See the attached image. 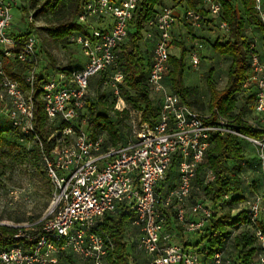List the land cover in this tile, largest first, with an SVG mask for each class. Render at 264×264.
I'll return each instance as SVG.
<instances>
[{
  "label": "built area",
  "instance_id": "built-area-1",
  "mask_svg": "<svg viewBox=\"0 0 264 264\" xmlns=\"http://www.w3.org/2000/svg\"><path fill=\"white\" fill-rule=\"evenodd\" d=\"M141 1H85L78 21L90 26V34L74 35L70 41L80 47L87 64L70 74L59 72L49 76L42 87L48 121L61 125L52 136L56 138L53 149L46 152L33 125L39 41L31 32L15 52L11 7L24 11L26 3L0 0V122L6 120L23 139L41 148L44 171L53 189L52 206L38 222L40 225H31L16 235L33 243L32 247L0 249V264H57L63 254L73 255L80 264H109L112 244L97 226L105 215L114 214L121 206L135 211L132 228L140 234L136 249L149 256L151 264H233L226 251L211 255L204 247L195 249L175 243L174 234L167 230L166 213L174 211L172 227H182L189 236L203 230L213 218L214 206L209 200L188 205L194 199L199 169L217 132L235 135L254 145L264 171V52L255 38L250 45V73L242 94L252 93L254 97L255 119L245 121L260 131V138L236 132L232 122L222 116H217L213 124L206 123L211 115H201L166 85L172 31L181 22L199 30L218 19L220 27L229 32L223 6L220 0H200L202 10H196L188 6V0H167L173 4L160 7L144 33V40L152 43L148 87L151 95L160 100L158 118L143 122L141 114L137 117L132 112V135L125 145H111L105 135L91 138L86 116L91 79L117 67L121 47L128 39ZM255 11L264 28V0H255ZM24 14L28 26L33 25L34 15ZM102 22L108 25L102 27ZM28 26L18 33L28 34ZM262 43L264 46V39ZM9 59L32 66L25 75L26 89L6 74L5 61ZM192 64L194 68L200 65L197 52L192 53ZM111 78L119 97L124 74L118 71ZM174 162L178 163V186L161 196L156 189L166 180ZM214 179L209 171L207 182ZM244 203L249 222L243 228L255 237L261 248L257 262L264 264V232L259 227L264 198L256 194ZM189 215L195 220L189 219Z\"/></svg>",
  "mask_w": 264,
  "mask_h": 264
},
{
  "label": "trees",
  "instance_id": "trees-1",
  "mask_svg": "<svg viewBox=\"0 0 264 264\" xmlns=\"http://www.w3.org/2000/svg\"><path fill=\"white\" fill-rule=\"evenodd\" d=\"M37 1L40 0H31L30 2V9H36V13L33 14L34 18L40 15L52 16L58 22L56 25H51L43 29L56 43L65 45L67 42L71 43L70 38L74 35L90 34V26L81 24L78 21L86 0H44L43 4L38 8ZM193 1L200 3V0H188V6L196 10H202ZM220 1L224 11V21L229 27L231 39L226 43L218 41L214 44L213 48L220 56L230 59V66L228 69V82L222 91L217 89L214 79V67L205 76L210 93L209 112L211 115V118L205 121L208 124H213L217 116L226 117L232 122L236 132L249 138H260V131L252 128L245 121L246 107L248 104H252L254 97L252 93L247 95L242 94L244 84L250 73V45L256 38L248 34L247 30L251 29L257 36L259 35L264 39V28L261 26L256 15L255 0ZM166 2L167 0H142L140 2L130 26L128 39L121 47L117 67L110 68L100 74L102 76L111 72L114 75L118 71L124 74V82L119 85L120 94L131 108L141 112L143 122H149L150 119L156 120L158 118L160 113V100L155 96L152 98L148 87L152 52L151 50L144 52L140 44L144 39L146 24L156 17L159 8L166 5ZM238 3L242 7L243 16H239L236 9ZM24 11L26 13L30 12H28L26 7ZM33 27V25L28 26V34L12 33V37L17 43L15 52L20 50L21 44L32 32ZM175 44L182 46V54L179 58L174 56L170 58V71L166 85L184 103L194 108L197 106L199 92L196 89L186 87L183 79L185 72L184 59L187 50L183 44ZM16 66L20 67L21 72L25 73V75L32 66L21 64L15 59L5 61L6 74L12 80L18 81L23 89H26L25 77L21 78L19 73L14 71ZM46 68L44 67L43 70ZM72 71L69 70L67 74H70ZM42 76L41 73L37 75V86L33 98V125L36 136L43 144L44 150L50 152L56 142V138H52V136L57 133L61 125L57 124L54 126L48 121L42 101V87L48 79L49 73L46 78ZM104 98L105 95L102 94L98 102H95L91 98L88 99L86 110V116L88 118L87 132L94 139L100 135H107L111 145H119L121 141L120 128L124 125L125 120L124 118H118L116 121H112L108 115L101 112L100 107ZM238 104H242V108ZM237 107L240 108L239 113H237ZM127 114L128 112L125 111V115ZM9 133L17 139H9L7 137ZM23 138V136L11 128L10 123L6 120L0 122V172L6 171L11 167L9 161L11 157L7 149L12 151L23 146L22 142H30ZM123 142L124 144L121 145L127 144L128 139L123 140ZM246 143L249 142L224 132H217L213 135L211 146L206 155V161L200 167L198 177L195 181L194 196L198 192L199 195L206 196L214 206L215 213L205 228L195 234L196 239L194 241L188 240L187 243H183L185 247L195 249L204 247L210 251L211 255L226 251L232 259L233 264H258L257 257L261 249L251 231L245 227L243 228L249 222L247 213L243 211L237 215L232 214V211L237 209L240 203L245 200L242 195L243 181L239 176L243 168L241 165L244 162ZM34 146L32 150L28 149L27 157L31 163H34L33 165H36L38 168L39 165L43 167L42 150L36 144ZM209 171H212L215 177L212 182H207V174ZM203 175H205L204 178H202ZM178 179V163L174 162L166 180L160 183L161 187L160 185L157 187V193L161 196L167 195L178 186ZM230 196H233V198L228 203V211L222 216L217 215L215 209H218L219 205L226 203V197ZM127 209V207L121 206L114 214L105 215L97 226V230L112 244V249L108 256L109 264H136L132 260L129 246L125 241L129 227L132 228V222L136 217V213L134 210L127 211ZM166 214L169 218L167 228L171 230L172 224L175 223L176 215L174 211L167 212ZM39 219L31 218L33 225L38 223ZM259 227L264 232V220L260 219ZM240 229L245 230L240 231V234L234 236V231ZM182 230V227L175 229L178 234ZM20 231H25V229L0 225V249L16 246H23L24 248L32 247L33 243L28 242L27 239L16 238V235ZM231 247L233 251L230 249ZM64 255L69 254H63L62 256ZM70 256H72L68 257L70 263L80 264L73 255Z\"/></svg>",
  "mask_w": 264,
  "mask_h": 264
},
{
  "label": "rangeland",
  "instance_id": "rangeland-1",
  "mask_svg": "<svg viewBox=\"0 0 264 264\" xmlns=\"http://www.w3.org/2000/svg\"><path fill=\"white\" fill-rule=\"evenodd\" d=\"M230 1L233 2V0ZM21 2L26 3L25 7L28 9V12L30 11L29 13H36V9H30L31 0H21ZM43 2L44 0L37 1V8L42 5ZM236 9L239 16H243V10L239 3L236 5ZM24 12L25 11H20L17 7H11L14 26L13 30L15 31V33H18L21 29L28 26L27 20L24 16ZM66 20H68V18H66ZM57 23L58 22L56 18H53L52 16L47 17L44 15H40L39 17L34 18V27L32 29V32L37 36L39 41L38 72L43 75V78H46L48 73L49 76L55 75L59 72L67 73L69 72V70L72 71L79 68H84L87 64V59L81 53L80 47L78 45L69 42H67L65 45L56 43L43 30L44 28L50 27L51 25H56ZM92 23H94V26L97 25V23L95 22ZM172 33L173 46L170 50L171 57L174 56L176 58H179L181 56L182 46L176 45L175 43L183 44V46L187 50L184 59V84L186 87L196 89L199 92L197 106L193 109H195L203 116H210V93L207 87L205 76L209 72V70L214 67V79L217 89L220 91L225 89L228 82V69L230 66V59L217 54L213 46L218 41L222 43L228 42L231 39L230 34L220 27V22L218 19H215V21L212 23H208L206 26H203V28L199 30L190 29L183 22H181L176 25ZM247 33L253 35L254 37H256V39H259V48L264 52L262 37L259 35L257 36V34L251 29H248ZM140 45L144 52L151 49L150 41H146L143 39ZM194 52H197L200 55V65L198 66V68H194L192 64V53ZM44 67L47 68L43 70ZM14 71L16 73H19L21 78L25 77V73L21 72L20 67L16 66ZM102 76L97 75L91 79L89 98H91L95 102H98L100 100V96L104 94L105 98L103 99L100 107L101 112H104L106 115H108V117L112 121H116L118 118H124V125L120 128L121 141L119 145H121L124 144L123 140H129L132 135L131 121L133 120L131 113H136V116L138 117V114H141V112L134 108H131V106L127 104L123 96H121V94L119 97L115 95V89L113 87L111 78L113 76V73L108 72L107 75ZM239 105L242 108V104H238V106ZM246 109L247 110L245 118L252 120L254 118V115L252 113L253 101L252 104H248ZM125 111L128 112L127 115H125ZM239 112L240 108L237 107V113ZM105 136L107 139H109L107 135ZM7 137L11 140L17 139L10 133ZM22 144L23 146H20V148L17 149H13L12 151H9L7 149L11 157V159L9 160L11 167L6 171L0 172V225L27 229L29 228V226L33 225L31 218H40L38 221L40 222L48 214V211L52 206L53 189L44 172L42 165H39L38 168L36 165H33L34 163H31L29 158L27 157V151L28 149L32 150L35 147L34 143L22 142ZM241 167L243 168L239 177L243 181L242 195L244 196L245 200L252 198L256 194H259L264 198V171L262 170L258 159L257 149L250 143H246V147L244 150V162ZM204 177L205 175L202 176V178ZM232 198L233 196H230L228 199H225V201L227 202L219 205L218 209H215L217 215L222 216L228 211V203L232 200ZM198 200L208 201L209 199L206 196L199 195L198 192V194L194 196V199L190 201L188 206L192 205ZM245 200L240 203L237 209L233 210L235 212L232 211L233 215H237L238 213H241L243 211L246 212V205L244 203ZM190 218L191 220L195 219L194 217ZM261 220H264V211L261 215ZM172 229L169 230L168 228L169 232L171 231L174 234ZM29 230L32 231V229ZM243 230L245 229L234 231V236L236 234H240V231ZM194 236L192 235V237ZM139 237V232L129 227L125 241L129 246L132 260L136 264H151V258L136 249V244ZM192 237L183 233L182 230L181 232H179V234H177V237L174 238V242L180 244L182 242H187ZM230 249L233 251L232 247ZM68 257L72 256H70L69 254L60 257L57 264H72L70 263V260H68Z\"/></svg>",
  "mask_w": 264,
  "mask_h": 264
},
{
  "label": "crops",
  "instance_id": "crops-1",
  "mask_svg": "<svg viewBox=\"0 0 264 264\" xmlns=\"http://www.w3.org/2000/svg\"><path fill=\"white\" fill-rule=\"evenodd\" d=\"M194 2V1H193ZM195 4L197 3L198 5H197V7L199 8V9H202V7H201V2L200 3H198V2H194ZM166 4H168V5H170V4H173L171 1H167L166 2ZM107 24V22H102V24L100 25V26H102V27H104V25L105 26H107L106 25ZM151 43V42H150ZM151 51H152V43H151V49H150ZM0 107H1V105H0ZM190 217H193V216H191V215H189V219H191ZM193 220H195V219H193ZM173 228V227H172ZM174 229V228H173ZM167 230H168V228H167ZM136 231V230H135ZM169 231V230H168ZM138 232V231H137ZM171 232V231H170ZM173 232H174V238L175 237H177V234H178V232L177 231H175V229L173 230ZM192 237V236H191ZM190 239V238H189ZM196 239V237H192L190 240L192 241V240H195ZM182 243H187V242H182ZM182 243H180V244H182Z\"/></svg>",
  "mask_w": 264,
  "mask_h": 264
}]
</instances>
